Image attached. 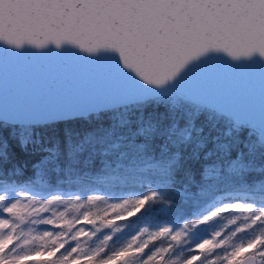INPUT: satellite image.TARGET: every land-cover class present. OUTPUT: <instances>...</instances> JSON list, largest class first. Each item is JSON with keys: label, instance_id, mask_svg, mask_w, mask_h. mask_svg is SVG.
I'll use <instances>...</instances> for the list:
<instances>
[{"label": "clouds", "instance_id": "clouds-1", "mask_svg": "<svg viewBox=\"0 0 264 264\" xmlns=\"http://www.w3.org/2000/svg\"><path fill=\"white\" fill-rule=\"evenodd\" d=\"M115 127L100 129L97 142L111 141L105 153L124 151L87 191L49 187L40 173L33 181L0 174V264H264V194L228 191L179 221L151 222L148 210L175 203L170 183L104 191L145 166L134 134L112 140Z\"/></svg>", "mask_w": 264, "mask_h": 264}, {"label": "trees", "instance_id": "trees-1", "mask_svg": "<svg viewBox=\"0 0 264 264\" xmlns=\"http://www.w3.org/2000/svg\"><path fill=\"white\" fill-rule=\"evenodd\" d=\"M114 125L112 140L134 134L135 143L143 146L145 166L137 180L110 183L103 190L117 195L129 188L142 191L146 179L172 185L174 205L151 208L145 213L148 221H179L228 191L264 194V139L248 124H235L233 117L182 95H157L50 122L0 121V174L33 181L40 173L49 187L87 191L93 177L106 165L115 167L124 151L105 153L111 141L97 142L99 130Z\"/></svg>", "mask_w": 264, "mask_h": 264}, {"label": "snow or ice", "instance_id": "snow-or-ice-1", "mask_svg": "<svg viewBox=\"0 0 264 264\" xmlns=\"http://www.w3.org/2000/svg\"><path fill=\"white\" fill-rule=\"evenodd\" d=\"M0 40L115 50L159 86L209 50L264 58V0H0Z\"/></svg>", "mask_w": 264, "mask_h": 264}, {"label": "water", "instance_id": "water-1", "mask_svg": "<svg viewBox=\"0 0 264 264\" xmlns=\"http://www.w3.org/2000/svg\"><path fill=\"white\" fill-rule=\"evenodd\" d=\"M179 93L264 135V58L209 50L172 80L150 85L121 66L115 50L65 43L20 47L0 40V121L41 123ZM248 253V252H246Z\"/></svg>", "mask_w": 264, "mask_h": 264}, {"label": "rangeland", "instance_id": "rangeland-1", "mask_svg": "<svg viewBox=\"0 0 264 264\" xmlns=\"http://www.w3.org/2000/svg\"><path fill=\"white\" fill-rule=\"evenodd\" d=\"M169 96H171V97H176V96H179L180 94L179 93H170V94H168ZM234 122H235V124H240V123H242L241 121H239V120H237V119H234ZM250 128H251V130H253L260 138H262V139H264V135H263V133L258 129V127L257 126H255V125H248ZM245 250H248V249H245Z\"/></svg>", "mask_w": 264, "mask_h": 264}]
</instances>
